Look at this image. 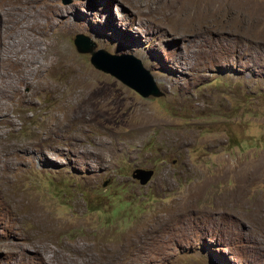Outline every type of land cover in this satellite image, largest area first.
<instances>
[{
  "label": "rangeland",
  "instance_id": "374dc122",
  "mask_svg": "<svg viewBox=\"0 0 264 264\" xmlns=\"http://www.w3.org/2000/svg\"><path fill=\"white\" fill-rule=\"evenodd\" d=\"M147 2L0 0V264H264V0H229L207 35ZM46 12L43 75L60 89L19 102L9 57L33 55L30 25ZM77 34L137 59L164 96L95 68ZM62 51L114 85L119 110L106 94L73 107ZM136 168L154 171L148 184Z\"/></svg>",
  "mask_w": 264,
  "mask_h": 264
},
{
  "label": "bare ground",
  "instance_id": "6f19581e",
  "mask_svg": "<svg viewBox=\"0 0 264 264\" xmlns=\"http://www.w3.org/2000/svg\"><path fill=\"white\" fill-rule=\"evenodd\" d=\"M29 1H31L32 3H38L40 0H27V2ZM46 1L49 2L51 0H45V2ZM120 1L128 3L130 0ZM228 1L229 0H148L147 6H149V8H162V10L165 12L164 18H171L173 19L172 21L175 20V22L173 23H175L174 25L177 27V29H181L182 34H186L188 32H199L203 34L207 31H213V29L218 25V23L224 22L227 17H229L228 15H230L232 6L228 3ZM137 6L140 8L143 5L139 4ZM139 10L140 9H138V11ZM53 15L54 14L52 13V16ZM52 16L47 12L41 14L40 17L36 18L35 22L30 25L33 29H35V32L32 31L33 33H29V36H32L30 37L32 38V41H30L33 44V47L30 48V50H32L30 52H32L33 55L30 58L21 59L17 54L9 57V59H12L11 65L18 69L16 71V74L19 78V81L16 82L13 79L12 96L17 95V97L19 98V102L31 103L32 94L37 95L40 94L39 92L42 91H58L60 89L59 86L48 81L44 77V70L47 69L48 65L54 63V60L49 56L47 50L45 52V50L38 46V39L42 40V34H49L55 26V21L53 20ZM181 26H184L185 28H182ZM65 53L67 52L62 51L58 54H60L61 57L63 56L65 58L66 66L73 72L70 78L65 83V87L68 88L71 91V95H73L72 99L68 98L69 100L73 101V107L77 104H80L81 106L79 109L82 110L95 108V106L98 104L100 106H104V100H102V97L104 94H106L107 96L105 99L112 100L111 114H113L118 109L115 103V98L113 96L114 85H110L106 81L99 80L97 74L89 71L88 69L76 65L70 54H68V56L66 57ZM37 55L43 56V61H40L41 63L35 62ZM1 77H3V75ZM21 85H25L23 87L28 88L29 91L24 92ZM30 87L32 89H30ZM93 96H97V98L95 99ZM81 114L88 115L90 113ZM6 117L7 119H10L9 114H6ZM65 122L66 120L64 118H59L51 125L49 133H61ZM38 136H43V134H40ZM187 206L188 204H186L184 208H186ZM174 219H176V215L173 213L161 216L159 221L162 225H168ZM134 239L135 238L132 237V235L130 234L126 237L125 241H128L129 244Z\"/></svg>",
  "mask_w": 264,
  "mask_h": 264
},
{
  "label": "water",
  "instance_id": "95a60500",
  "mask_svg": "<svg viewBox=\"0 0 264 264\" xmlns=\"http://www.w3.org/2000/svg\"><path fill=\"white\" fill-rule=\"evenodd\" d=\"M74 45L77 52L90 54V63L95 68L114 76L143 98L164 96V92L158 88L150 72L145 70L137 59L130 56L111 55L102 49L95 50L96 44L83 34L75 36ZM153 174L152 169L136 168L132 172V178L140 185H146Z\"/></svg>",
  "mask_w": 264,
  "mask_h": 264
}]
</instances>
